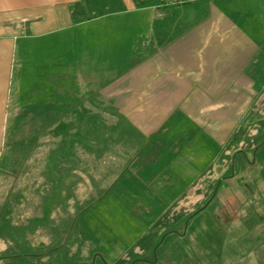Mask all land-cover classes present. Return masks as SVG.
<instances>
[{
	"label": "crops",
	"instance_id": "crops-1",
	"mask_svg": "<svg viewBox=\"0 0 264 264\" xmlns=\"http://www.w3.org/2000/svg\"><path fill=\"white\" fill-rule=\"evenodd\" d=\"M79 1L0 0V152L41 133L21 198L120 183L159 212L139 253L194 215L213 262L264 264V0Z\"/></svg>",
	"mask_w": 264,
	"mask_h": 264
},
{
	"label": "rangeland",
	"instance_id": "rangeland-1",
	"mask_svg": "<svg viewBox=\"0 0 264 264\" xmlns=\"http://www.w3.org/2000/svg\"><path fill=\"white\" fill-rule=\"evenodd\" d=\"M40 135L37 130L31 134L19 131L9 139L8 134V148L5 143L0 152L4 159L0 166V264H221L213 258L225 233L216 231L203 217L196 227L185 225L188 217L139 253L144 239L139 240L149 232L159 212L150 208L155 212L142 214L148 209L136 207L138 198H134L133 207L129 194L120 193V183L93 184L91 194L80 193L84 196L77 198H70L69 193L56 198L48 185L44 199L37 200L31 191L30 197L21 198L22 181L28 183L21 170L36 171V167H23L21 161L37 158ZM25 142L29 144L22 147ZM50 155L46 152L45 158ZM259 169L253 167L251 172ZM236 170L238 184H245V172ZM48 181L53 185L52 176ZM12 183L13 195L6 198ZM226 216L218 215L223 223Z\"/></svg>",
	"mask_w": 264,
	"mask_h": 264
},
{
	"label": "trees",
	"instance_id": "trees-1",
	"mask_svg": "<svg viewBox=\"0 0 264 264\" xmlns=\"http://www.w3.org/2000/svg\"><path fill=\"white\" fill-rule=\"evenodd\" d=\"M81 3H84V4H86L87 3V0H80L77 4H76V6L74 7V12L76 13V14H79V15H81V13H82V11H81V9H82V6H81ZM192 217H194V215H191V216H189V219H191ZM186 222V221H185ZM172 232V231H171ZM170 233V232H169ZM140 260V259H139ZM138 260V261H139Z\"/></svg>",
	"mask_w": 264,
	"mask_h": 264
},
{
	"label": "built area",
	"instance_id": "built-area-1",
	"mask_svg": "<svg viewBox=\"0 0 264 264\" xmlns=\"http://www.w3.org/2000/svg\"><path fill=\"white\" fill-rule=\"evenodd\" d=\"M169 2L171 3V2H175L174 0H169ZM177 2H181L180 0H177Z\"/></svg>",
	"mask_w": 264,
	"mask_h": 264
}]
</instances>
